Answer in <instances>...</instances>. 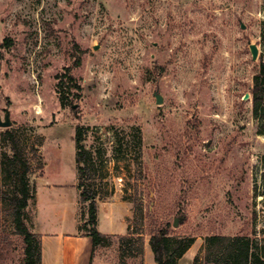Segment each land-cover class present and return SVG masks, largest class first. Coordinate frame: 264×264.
<instances>
[{
	"label": "rangeland",
	"instance_id": "obj_1",
	"mask_svg": "<svg viewBox=\"0 0 264 264\" xmlns=\"http://www.w3.org/2000/svg\"><path fill=\"white\" fill-rule=\"evenodd\" d=\"M262 63L264 0H0V118L11 123L0 126V196L14 190L2 163L11 131L32 168L25 216L38 198L44 230L83 237L80 127L108 193L98 229L110 236L91 264H156L155 224L194 239L178 264H205L212 235L255 233L264 245V128L252 105ZM0 264H24L2 199Z\"/></svg>",
	"mask_w": 264,
	"mask_h": 264
},
{
	"label": "trees",
	"instance_id": "obj_2",
	"mask_svg": "<svg viewBox=\"0 0 264 264\" xmlns=\"http://www.w3.org/2000/svg\"><path fill=\"white\" fill-rule=\"evenodd\" d=\"M62 78L57 85L60 103L63 107L70 104L67 95L69 89L75 86V78L70 73L59 76ZM252 105L254 114L262 122L264 128V63L259 67L258 74L254 77L252 89ZM4 139L10 148L11 155L3 158V169L7 178L14 184L11 194L3 193L0 196L9 206L10 215L13 217L15 233L22 238L24 243V264H42V247L40 236L31 232L25 217V210L33 199L32 188L29 183V175L32 171L27 152L22 147L20 140L14 132L7 131L3 134ZM83 133L79 127L76 131V155L77 164V191L81 205L87 206V220L81 226L86 231L85 237H90L93 243V252L97 247L103 246L110 235H106L98 229V216L100 201L108 197V193L103 192L96 186V169L92 154L83 145ZM36 154V150H33ZM101 180L104 175H99ZM262 193L264 197V172L262 174ZM264 200V199H263ZM141 217L143 218L140 209ZM258 214L253 213V219H257ZM170 224L153 226L150 237V247L154 255L156 264H178V261L185 255L187 250L194 243L190 237H180L173 239L170 235ZM134 234V233H133ZM140 234V233H137ZM248 236H224L212 235L206 240L205 264H264V245H260L255 238ZM143 237L139 236L138 241L143 242ZM120 247L129 245L134 241L132 235L120 236ZM140 244V245H141ZM142 246V245H141ZM140 252L142 248L140 247ZM91 264V263H90Z\"/></svg>",
	"mask_w": 264,
	"mask_h": 264
},
{
	"label": "crops",
	"instance_id": "obj_3",
	"mask_svg": "<svg viewBox=\"0 0 264 264\" xmlns=\"http://www.w3.org/2000/svg\"><path fill=\"white\" fill-rule=\"evenodd\" d=\"M29 209V207H28ZM38 198L33 214L26 213V223L31 232L40 236L42 264H90L92 263L93 243L90 237H76L61 234L63 230L48 232L46 223L40 217Z\"/></svg>",
	"mask_w": 264,
	"mask_h": 264
},
{
	"label": "water",
	"instance_id": "obj_4",
	"mask_svg": "<svg viewBox=\"0 0 264 264\" xmlns=\"http://www.w3.org/2000/svg\"><path fill=\"white\" fill-rule=\"evenodd\" d=\"M250 49H251V53L253 55V58H256L257 55H258V49H257V47L255 45H252L250 47ZM157 102L158 103H161L162 102L160 96L157 97ZM10 124L11 123H10V120H9V117L8 116L6 117V120L5 121H2V119L0 118V126H9ZM174 225L175 226L177 225V222L176 221H175Z\"/></svg>",
	"mask_w": 264,
	"mask_h": 264
}]
</instances>
